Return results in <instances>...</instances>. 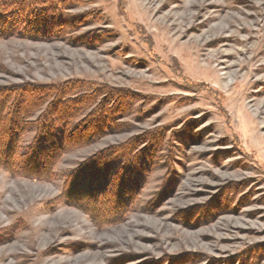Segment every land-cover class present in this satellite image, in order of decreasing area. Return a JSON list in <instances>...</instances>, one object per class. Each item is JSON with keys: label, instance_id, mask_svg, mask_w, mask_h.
Here are the masks:
<instances>
[{"label": "rangeland", "instance_id": "rangeland-1", "mask_svg": "<svg viewBox=\"0 0 264 264\" xmlns=\"http://www.w3.org/2000/svg\"><path fill=\"white\" fill-rule=\"evenodd\" d=\"M48 1L0 94L58 88L74 137L0 166V264H264V0Z\"/></svg>", "mask_w": 264, "mask_h": 264}, {"label": "trees", "instance_id": "trees-1", "mask_svg": "<svg viewBox=\"0 0 264 264\" xmlns=\"http://www.w3.org/2000/svg\"><path fill=\"white\" fill-rule=\"evenodd\" d=\"M36 3L38 4V0H0V37L12 35L24 21L27 24L22 25V35L28 38L44 36L43 13L35 10ZM61 93L58 88L46 87L39 90L22 89L14 96H10L9 92L2 96L0 94V166L26 173L30 177H46L56 157L70 145L72 136L64 134V126L66 119L72 117L74 107ZM49 95L51 98L48 107L40 109L43 106L41 102ZM10 97L13 99L12 103ZM67 106L72 108L68 109ZM34 113L36 116L31 124L34 125L35 136L23 153L19 142L30 124L27 119ZM85 130L83 137L87 138L90 131L87 125Z\"/></svg>", "mask_w": 264, "mask_h": 264}]
</instances>
